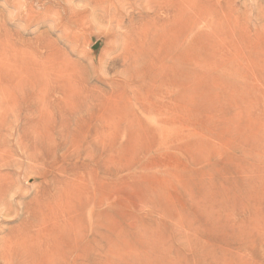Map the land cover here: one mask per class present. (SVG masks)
<instances>
[{
  "label": "rangeland",
  "instance_id": "374dc122",
  "mask_svg": "<svg viewBox=\"0 0 264 264\" xmlns=\"http://www.w3.org/2000/svg\"><path fill=\"white\" fill-rule=\"evenodd\" d=\"M0 264H264V0H0Z\"/></svg>",
  "mask_w": 264,
  "mask_h": 264
},
{
  "label": "bare ground",
  "instance_id": "6f19581e",
  "mask_svg": "<svg viewBox=\"0 0 264 264\" xmlns=\"http://www.w3.org/2000/svg\"><path fill=\"white\" fill-rule=\"evenodd\" d=\"M35 157V156H34ZM29 158V157H28ZM33 161V160H32ZM32 161H31V163H32ZM35 162H37V161H35ZM35 162H34V164H35ZM29 166V165H28ZM36 169V168H35ZM32 182V181H31Z\"/></svg>",
  "mask_w": 264,
  "mask_h": 264
}]
</instances>
